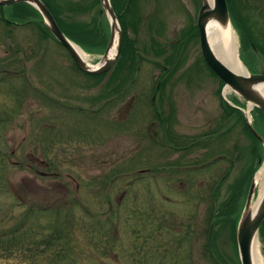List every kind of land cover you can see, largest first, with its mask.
<instances>
[{"label":"rangeland","instance_id":"374dc122","mask_svg":"<svg viewBox=\"0 0 264 264\" xmlns=\"http://www.w3.org/2000/svg\"><path fill=\"white\" fill-rule=\"evenodd\" d=\"M231 4L250 38L232 23L238 56L264 73V0ZM140 5L145 24L129 35L141 47L153 36L162 51L143 53L123 84L85 77L29 19L7 23L0 10V243L15 238L0 264H240L233 215L216 205L225 209L257 155L221 99L249 123L253 111L189 37L201 0ZM103 14L76 20L101 25ZM84 53L92 65L103 58ZM258 195L255 184L250 205ZM257 241L264 259L259 233Z\"/></svg>","mask_w":264,"mask_h":264},{"label":"trees","instance_id":"16d2710c","mask_svg":"<svg viewBox=\"0 0 264 264\" xmlns=\"http://www.w3.org/2000/svg\"><path fill=\"white\" fill-rule=\"evenodd\" d=\"M41 1L47 6L49 11L53 15L56 23L58 24L59 28L68 39H70L72 42L80 46L87 53H91V54L104 53L110 37L109 25L106 17L102 20L101 25L99 23H95L96 24L95 26H89V25L86 26L83 23V21L76 20V16L78 17L81 16L82 14L90 15L91 13H93V11L96 13L97 16L98 14H103V10L99 0H78L74 2L67 1L65 2V5L63 7H61L59 4L53 3L50 0H41ZM110 2L122 31V44L117 61L109 71L98 76H90L84 74L80 72L76 67L75 68L77 71H79L81 74H83L85 77L89 79L90 78L99 79L109 75L110 76L109 81H110L112 77L118 76L119 77L118 83L123 84V81L127 79L126 76L130 77L129 73L135 75V72L137 73L138 71L137 67L139 66V64L141 65V63L145 61L144 60L145 55H143V53L151 50L152 53H154V56H156L155 54L160 53L162 50L160 45L154 39L153 36H151L150 39L151 42H149L151 43V45L149 47L146 46L145 44H143L141 47L139 46L141 45L140 41H138L139 39L137 37L132 38L129 35L130 30L137 32L138 28L141 25L145 24L144 19L141 17L142 13L140 8L141 6L140 0H110ZM227 4L230 11L231 22L233 23V26H235L234 28L236 30H239L238 32L240 33V38L242 37L243 40H250L249 36H247V30L242 24L243 18L241 16H239V19L235 17V14H233L235 12L233 10L231 0H227ZM1 9H4V11H6V14H4V16L8 17L9 21H6L7 23H11L10 20L11 18L15 21H21L22 23L27 21V19H29L33 25H36L39 28V32L43 37L49 36L52 38L49 31L43 24V20L40 13L31 5L27 3H17L9 6H0V10ZM105 28H108V32L104 30ZM197 35H198V31L195 26L192 28L191 33H189V37L194 38ZM246 37L248 38L246 39ZM135 66L137 70H135ZM164 70L165 69H162V71ZM163 80L164 77L162 76V78H160L158 81L163 82ZM165 82L166 81H164V83ZM221 85H223L222 82ZM116 89L117 88L114 87V91ZM160 89H161V84L159 85V87L157 85V87L155 88L156 92L159 91ZM111 90L113 91L112 88ZM235 101L236 100L234 99V101L232 102L237 104V101L236 102ZM221 104H222V111L224 116L228 118L237 115V117H239V119L242 120V127L243 130L245 131V134L250 139V146L251 149H253L252 152L255 153V155H257V160H255V163L253 162L254 164L251 163L253 165H251V167L248 168L247 173L243 177H241L239 181H237L236 187L232 188L233 185H231L230 189H232V191L230 192L229 195V203L226 206H224L225 209L221 210L223 206L221 202L220 205L219 204L216 205L217 208L219 206V212H221L220 215H222L223 217L233 215L231 220L235 232L241 211L245 204V200L251 183L253 172L256 170L258 164H260V161L264 157V112L258 108H254L252 110L253 122L251 123V126L262 137V142H261L258 140V138L254 136V134L250 130V127L247 124L245 116L241 110L230 106L223 99H221ZM237 106L239 105L237 104ZM217 185H215L214 187L216 188ZM212 190L213 192H215V189L213 187ZM216 191H218V188ZM211 213L213 214V210L212 212L210 211V215H212ZM24 234L28 236L27 235L28 233H24ZM259 235L261 237L262 243L264 244V221L260 226ZM0 236L2 237V235ZM14 239L15 238H11L8 240L4 239L0 243V249L4 243L10 242L11 244L14 241Z\"/></svg>","mask_w":264,"mask_h":264},{"label":"water","instance_id":"95a60500","mask_svg":"<svg viewBox=\"0 0 264 264\" xmlns=\"http://www.w3.org/2000/svg\"><path fill=\"white\" fill-rule=\"evenodd\" d=\"M16 3H27L38 10L50 34L67 51L77 68L82 72L93 76L101 75L110 70L116 62L121 49L122 33L110 0H100L101 7L108 19L110 38L101 60L103 62L95 68L87 67L82 61L73 47L75 44L60 30L51 12L41 0H0V6ZM211 18L220 24H226L227 22L231 24L226 0H213L212 6H209L205 0H201L196 23L199 48L203 60L212 72L225 84V87H228L246 103L251 104L252 107H256L264 112V98L257 91L259 85H264V73H250L245 66L246 74L235 73L216 57L208 42L207 23ZM115 35L117 36L116 51L114 56L108 59V51ZM252 132L258 140H262L256 131L252 129ZM254 188L255 182L253 180L250 184L245 205L236 228V244L240 264H252L251 245L253 240L257 239L260 226L264 221V196L260 201L257 211L255 213L249 211Z\"/></svg>","mask_w":264,"mask_h":264},{"label":"bare ground","instance_id":"6f19581e","mask_svg":"<svg viewBox=\"0 0 264 264\" xmlns=\"http://www.w3.org/2000/svg\"><path fill=\"white\" fill-rule=\"evenodd\" d=\"M205 1L209 6H212L213 0ZM207 34L210 48L212 49L216 57L233 72L246 74L244 65L242 64L238 56V43L231 24L228 22L226 24H220L211 18L207 23ZM116 44L117 36L115 35L108 51V59H111L114 56L116 51ZM73 47L87 67L95 68L103 62L101 61L94 66L88 62L87 57L82 50H80L75 45H73ZM225 90H228V87H225ZM257 91L264 98V85H259L257 87ZM251 108L252 105L248 104V109L250 110ZM254 182L259 186V195L257 200L250 205L249 211H251L252 213H255L257 211L260 201L264 196V162L261 165L260 169L257 171ZM251 261L252 264H264V259L260 254L257 239H254L251 245Z\"/></svg>","mask_w":264,"mask_h":264},{"label":"flooded vegetation","instance_id":"af4514ba","mask_svg":"<svg viewBox=\"0 0 264 264\" xmlns=\"http://www.w3.org/2000/svg\"><path fill=\"white\" fill-rule=\"evenodd\" d=\"M199 42V41H198Z\"/></svg>","mask_w":264,"mask_h":264}]
</instances>
